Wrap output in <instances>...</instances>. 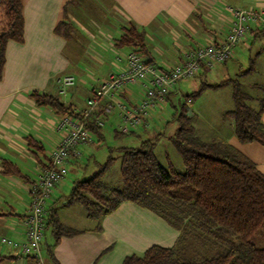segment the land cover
I'll return each mask as SVG.
<instances>
[{"label":"crops","instance_id":"crops-1","mask_svg":"<svg viewBox=\"0 0 264 264\" xmlns=\"http://www.w3.org/2000/svg\"><path fill=\"white\" fill-rule=\"evenodd\" d=\"M22 2L23 40L7 42L0 79V238L14 240L25 237L21 222L29 211L31 184L61 138L54 129L59 115L37 104L31 97L34 91L57 96L75 112L81 111L102 80L124 68L125 55L132 47L118 46L117 39L126 27L134 25L144 33L149 54L159 67L165 68L176 64L184 51L221 42L231 22L227 6L264 11V0ZM61 21L69 26L68 35L55 32ZM261 34L264 27L250 23L246 40H256ZM245 42H241V50L247 48ZM63 74L74 75L75 84L59 95L56 80ZM134 89L141 91L137 85H125L123 95L126 98L134 95ZM105 102L100 100L96 110H101ZM231 109L222 113L225 120L213 129L212 138L201 140L227 142L254 162L264 175V146L256 141L242 143L238 140L232 121L225 114ZM260 118L264 125V112ZM103 137L101 134L99 139ZM120 147L123 145L114 148L119 164ZM4 159L17 166L22 177L2 173L1 160ZM77 160L69 162L77 163ZM72 183V179L66 177L57 183L46 209L47 214L55 211L64 226L78 233L63 235L55 242L52 233L51 238L46 237L45 228L44 264H53L46 255L47 246L57 264H122L126 256H140L151 245L169 247L174 244L178 231L154 212L132 202H123L105 215L100 220L101 231H96V223L86 217L80 205L66 204ZM0 258V264H37L36 260L1 243Z\"/></svg>","mask_w":264,"mask_h":264},{"label":"trees","instance_id":"trees-1","mask_svg":"<svg viewBox=\"0 0 264 264\" xmlns=\"http://www.w3.org/2000/svg\"><path fill=\"white\" fill-rule=\"evenodd\" d=\"M22 1L0 0V79L7 42L23 40ZM55 32L68 35L69 26L61 21ZM143 34L130 25L117 39V45L131 46L147 62L157 65L145 46ZM251 69L240 71L239 75H246ZM229 83L233 108L225 114L232 121L235 136L242 143L256 141L264 146V125L260 118L264 112V84L254 85L263 93L258 99L243 91L236 80L202 84L192 96L208 86ZM119 93L122 99L126 98L124 91ZM31 97L60 116H78L79 111L75 112L57 96L34 91ZM253 100L257 101V107L250 104ZM101 112L102 108L93 114ZM177 116L178 127L170 140L180 155L181 168L170 161L163 165L158 160L154 153L157 138L143 140L138 146H123L118 149L120 184L110 186L102 178L113 160L109 156L93 175L74 180L66 204L80 205L86 217L96 223L98 232L102 229L100 220L123 202L149 209L178 231L172 246L151 245L140 256H126L122 264H264V175L254 162L227 142L201 140L183 109ZM87 126L100 138L102 127L93 121ZM1 161L2 173L22 177L11 161ZM44 222L55 242L63 235L78 233L64 226L55 211L48 212ZM190 239L210 242L212 253L193 252ZM46 255L57 264L49 246Z\"/></svg>","mask_w":264,"mask_h":264},{"label":"built area","instance_id":"built-area-1","mask_svg":"<svg viewBox=\"0 0 264 264\" xmlns=\"http://www.w3.org/2000/svg\"><path fill=\"white\" fill-rule=\"evenodd\" d=\"M231 22L226 37L219 43L198 45L184 51L180 60L172 66L160 68L149 63L137 51L130 49L125 55V66L117 72L111 73L91 93L86 100V107L78 112V116L61 114L54 125L61 138L51 150L48 162L40 169L36 181L31 184L32 198L29 211L22 219L25 237L14 240L2 236L0 243L17 249L23 256L30 257L43 264L42 243L45 237V220L47 217V201L57 183L65 179L67 163L81 155L80 148L91 142V130L88 123L93 121L97 127L104 126V119L118 108L121 124L119 132L126 134L140 124H143L149 114V109L163 102L166 96L175 90L181 79L193 78L202 71L210 70L214 65L230 59L234 47L241 42L249 30V24L254 23L264 27V11L257 9L226 7ZM72 74H63L56 80L58 94L63 95L68 87L75 84ZM137 85L142 92L139 104L128 107L120 97L125 85ZM105 99L102 112L96 111L100 100ZM190 101V100H189ZM188 101V102H189Z\"/></svg>","mask_w":264,"mask_h":264},{"label":"rangeland","instance_id":"rangeland-1","mask_svg":"<svg viewBox=\"0 0 264 264\" xmlns=\"http://www.w3.org/2000/svg\"><path fill=\"white\" fill-rule=\"evenodd\" d=\"M246 37L247 34L241 42L246 41V47L251 46L250 48L241 50L240 45L242 43L239 42L234 47L227 62L214 65L210 70L202 72L201 76L197 75L193 78L179 80L175 90L168 97L166 96L163 102L149 109L145 122L132 128L128 134H122L118 131L121 118L119 117L118 108L114 106L112 112L103 118L102 135L104 137L99 139L96 134L91 133L92 140L80 148L81 155L77 163H67L66 179H72L74 182L76 179L88 178L99 170L101 164L108 160L109 156H112L111 165L105 170L102 178L110 186H117L120 184L119 158L114 148L122 145L138 146L143 140H154L155 138L157 139L154 153L158 160L164 164L168 162L166 161L168 158L175 167L181 168L180 155L170 138L178 127L177 115L182 109L187 116L191 117L192 128H194L197 136L200 139L208 140L212 138L210 135H212L213 129L220 126L225 120L222 113L233 108L231 83L213 88L208 86L196 96H192V93L198 91L202 84L216 85L227 80L232 82L236 80L240 83V88L249 93L253 99L263 97L262 91L254 85L262 86L264 84V34H261L256 40L252 38L246 40ZM258 51L259 54L256 53ZM256 55L257 58L254 59ZM249 57H251V60ZM251 67V71L246 75H238L240 71L249 70ZM135 92L134 95L122 99L124 105L132 107L141 102V92H138V90H135ZM250 104L258 106L255 100L251 101ZM46 237H52L51 230L46 229ZM190 242L193 252L207 255L212 253V251H209L210 242H202V240L194 242L191 239Z\"/></svg>","mask_w":264,"mask_h":264}]
</instances>
